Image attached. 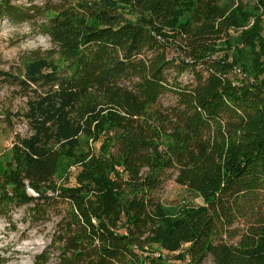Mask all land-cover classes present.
Here are the masks:
<instances>
[{
  "label": "trees",
  "instance_id": "1",
  "mask_svg": "<svg viewBox=\"0 0 264 264\" xmlns=\"http://www.w3.org/2000/svg\"><path fill=\"white\" fill-rule=\"evenodd\" d=\"M16 1L51 45L2 75L0 217L54 220L33 264H264V0Z\"/></svg>",
  "mask_w": 264,
  "mask_h": 264
},
{
  "label": "rangeland",
  "instance_id": "2",
  "mask_svg": "<svg viewBox=\"0 0 264 264\" xmlns=\"http://www.w3.org/2000/svg\"><path fill=\"white\" fill-rule=\"evenodd\" d=\"M15 3L26 4V0H18ZM216 4L223 8L227 14L244 11L247 4L244 0H216ZM39 23L11 22L0 17V152L7 147L9 139L2 136L5 133L3 112L15 113L22 109L25 99L17 94V87L2 82L3 76L10 79L21 80L24 63L36 56H40L51 48L49 38L45 36ZM184 81L188 76L182 78ZM170 97L163 99L164 104L171 102ZM14 132L21 135L27 134V128L23 123L14 126ZM102 141L93 145L94 152L100 155ZM156 198L166 204L174 203L186 193V189L167 180L152 186ZM54 229V220L45 223H32L27 215L26 208H19L12 212L10 222L0 217V264H33L36 255H39L49 245ZM47 264H54V259ZM170 264H180L171 261ZM210 264V257L205 260Z\"/></svg>",
  "mask_w": 264,
  "mask_h": 264
}]
</instances>
